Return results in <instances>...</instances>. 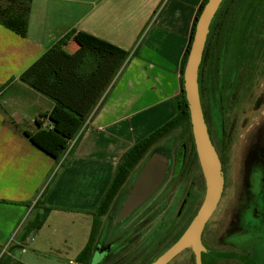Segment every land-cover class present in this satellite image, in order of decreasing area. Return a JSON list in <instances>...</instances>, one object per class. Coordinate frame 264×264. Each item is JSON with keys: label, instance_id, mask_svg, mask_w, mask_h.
<instances>
[{"label": "crops", "instance_id": "1", "mask_svg": "<svg viewBox=\"0 0 264 264\" xmlns=\"http://www.w3.org/2000/svg\"><path fill=\"white\" fill-rule=\"evenodd\" d=\"M202 1L32 0L26 37L0 26V258L21 263L15 255L29 240V235L22 239V229L48 186L45 206L52 209L50 214L90 220L92 227L90 214L120 157L175 116L181 61ZM70 32L75 34L68 50L101 42L128 53V58L73 154L69 151L75 140L55 162L29 142L38 130L37 120L49 115L53 104L18 80ZM50 128L42 120V129Z\"/></svg>", "mask_w": 264, "mask_h": 264}, {"label": "flooded vegetation", "instance_id": "2", "mask_svg": "<svg viewBox=\"0 0 264 264\" xmlns=\"http://www.w3.org/2000/svg\"><path fill=\"white\" fill-rule=\"evenodd\" d=\"M239 21L232 19L222 55V27L212 44L209 30L198 68L199 104L223 176L221 197L200 234L205 250L200 252L201 264H264V83L261 91L255 89L264 75V33H252L259 26L251 24L242 32ZM230 39L236 44L227 59ZM193 148L191 159H185L187 150L183 158H168L166 177L155 195L117 223L140 171L129 177L109 212L99 219L89 264H153L177 243L206 194L194 144ZM186 164L190 173L185 172ZM193 252L187 246L167 264H195Z\"/></svg>", "mask_w": 264, "mask_h": 264}, {"label": "trees", "instance_id": "3", "mask_svg": "<svg viewBox=\"0 0 264 264\" xmlns=\"http://www.w3.org/2000/svg\"><path fill=\"white\" fill-rule=\"evenodd\" d=\"M230 1L220 16L218 29L226 28L228 19L235 17L238 18V21L241 19L239 23L243 26L242 32H246L245 27L249 24L253 25L254 28L260 26L259 22L264 19V0ZM206 2L207 0H203L196 11L192 29H190L189 43L181 61L179 70L180 92L178 100L174 103L175 116L145 139L134 144L120 157L105 194H103L96 210L90 214L92 217L91 231L85 248L76 258L77 264H89L90 251L95 236L100 230L99 219L109 212L115 196L120 193L129 177L137 172L141 164L153 152L155 153L154 148L162 140L174 136V141L183 143L179 150L183 154L178 156L183 158L184 150H187L189 152L188 158L191 159V152L194 151L193 137L187 101L182 88V75L191 37ZM225 2L226 0H223L221 6ZM31 3L32 0H0V26L20 37H26ZM162 7L163 5L154 11L150 22H154V15ZM220 8L213 17L210 29ZM250 18L257 20V22H251ZM261 24L264 25V22ZM251 32L264 33L261 30ZM74 34V32H70L59 38L46 53L20 75L18 80L53 104L49 115H42L37 120L38 130L30 137L29 142L55 162H58L67 153L70 143L75 140L69 151V155L73 154L77 139L81 137L89 119L106 101L122 71L123 64L128 58V53L121 52L116 46L101 42L81 44L73 53L69 54L68 47L73 41ZM141 43L142 38L133 55H137ZM45 119L51 125L48 130L42 129V120ZM176 134H178L177 137H175ZM61 168H64V162L61 164ZM48 192H50L49 186L40 193L36 200L34 205L36 213L32 220L25 223L22 229V239L43 228L52 211L51 208L45 206ZM0 264H9V260L2 256Z\"/></svg>", "mask_w": 264, "mask_h": 264}, {"label": "water", "instance_id": "4", "mask_svg": "<svg viewBox=\"0 0 264 264\" xmlns=\"http://www.w3.org/2000/svg\"><path fill=\"white\" fill-rule=\"evenodd\" d=\"M223 0H207L197 19L190 41L186 64L183 67V93L187 101L193 144L198 156V163L204 176L206 194L198 214L177 243L166 251L153 264H167L176 254L187 246L193 249L195 264H201L200 252L204 248L200 243V234L204 224L212 215L222 193V173L218 156L210 144L204 124L198 93V68L201 64L203 48H205L210 25ZM169 157L162 153H152L147 158L134 178L131 191L123 201L117 223L126 219L141 207L158 191L166 177Z\"/></svg>", "mask_w": 264, "mask_h": 264}, {"label": "rangeland", "instance_id": "5", "mask_svg": "<svg viewBox=\"0 0 264 264\" xmlns=\"http://www.w3.org/2000/svg\"><path fill=\"white\" fill-rule=\"evenodd\" d=\"M230 2V0H226L225 4L221 6L217 17L211 26V29H209V41L211 42V44L212 41H216L218 37V34H216V32L218 31L217 27L219 25L220 16L223 11H225L226 6ZM231 23L232 19L229 18L227 21L228 27H222L221 29H219V32H221L220 34L222 35H220V55L223 54L224 44L227 41L226 38H228V35L232 30ZM261 23L262 21L259 22L260 26L258 30H256V32H259L263 27ZM235 38L236 37H233V39ZM233 39H230L229 46L225 48V57L227 59L231 58L233 52L232 50L233 48H235L236 41ZM73 52L74 49L68 50L69 54ZM263 83L264 75L259 76V79L256 81V93L259 91V89L260 91L263 89ZM177 136L178 134H176L175 137ZM173 141L174 136L162 140L154 148L155 153H167L166 155L169 158L172 157L175 160L178 155L183 154L179 152L180 147L183 145V143ZM185 159H188L187 152L185 155ZM140 169L141 166L136 173H138ZM185 172L190 173L188 164H186L185 166ZM102 221L103 219H101V222ZM24 222L25 220L22 222V225H24ZM90 227V220L79 219L78 217H64L59 213H52L50 214V216H48L42 229L32 232L29 235V240L26 244V247L23 251L19 250L15 257L17 261L21 262V264H69V261L76 260V254H78L86 246V243L88 242L89 231H91ZM110 227H112V224H110ZM107 242L108 241L106 240L105 243Z\"/></svg>", "mask_w": 264, "mask_h": 264}]
</instances>
